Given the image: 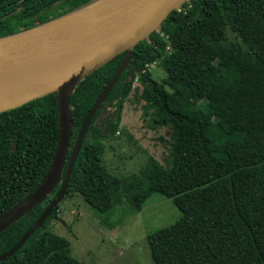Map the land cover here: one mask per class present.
<instances>
[{
  "label": "trees",
  "instance_id": "16d2710c",
  "mask_svg": "<svg viewBox=\"0 0 264 264\" xmlns=\"http://www.w3.org/2000/svg\"><path fill=\"white\" fill-rule=\"evenodd\" d=\"M97 0H0V38ZM117 56L70 96L64 181L82 125L125 59ZM164 71L157 80L149 66ZM139 84V87L135 86ZM134 93L153 129L167 127L165 164L150 158L121 179L103 162ZM58 94L0 113V216L38 186L55 154ZM61 183L0 234V257L44 215ZM104 219L142 211L152 194L172 199L179 220L149 235L155 264H264V0H188L138 43L92 115L63 200L74 194ZM58 208L0 264H84L49 230ZM109 227H115L111 224Z\"/></svg>",
  "mask_w": 264,
  "mask_h": 264
},
{
  "label": "water",
  "instance_id": "95a60500",
  "mask_svg": "<svg viewBox=\"0 0 264 264\" xmlns=\"http://www.w3.org/2000/svg\"><path fill=\"white\" fill-rule=\"evenodd\" d=\"M105 1L107 0H97L42 25L0 38V63H9L13 66L11 69L0 71V80H12L19 88L17 91L0 89V113L16 109L48 94L57 93L59 116L58 142L51 165L36 189L0 216V234L41 204L59 183L62 185L60 193L49 209L11 251L0 257V261L20 249L63 200L90 119L118 82L129 62L134 47L147 39L152 32L158 30L168 16L174 10L181 9L183 3L188 0H143L126 11L124 7H118L114 11L99 13L94 18L99 24L97 27H92L85 34L69 40H48L45 37L32 36L24 38L29 33L95 8ZM20 39L21 41H18ZM16 41L18 42L16 43ZM7 45L10 47H7ZM125 52V59L82 125L65 179L61 181L71 134L70 96L76 91L79 83L88 75ZM33 53L54 55L64 60L62 62L46 63L39 58H31L30 55ZM32 66L51 69L53 73L42 80H35L31 71Z\"/></svg>",
  "mask_w": 264,
  "mask_h": 264
},
{
  "label": "rangeland",
  "instance_id": "374dc122",
  "mask_svg": "<svg viewBox=\"0 0 264 264\" xmlns=\"http://www.w3.org/2000/svg\"><path fill=\"white\" fill-rule=\"evenodd\" d=\"M153 75L161 80L164 71L151 66ZM139 87L138 83H135ZM167 127L153 129L144 118L143 102L134 93L126 103L120 134L106 142L103 162L108 170L121 179L139 175L150 158L165 164L169 144ZM56 216L48 228L68 239L72 255L84 264H155L148 237L155 231L176 223L181 212L172 199L154 193L142 211L128 207L117 211L106 221L80 194H74L58 204ZM111 224L115 227H109Z\"/></svg>",
  "mask_w": 264,
  "mask_h": 264
},
{
  "label": "bare ground",
  "instance_id": "6f19581e",
  "mask_svg": "<svg viewBox=\"0 0 264 264\" xmlns=\"http://www.w3.org/2000/svg\"><path fill=\"white\" fill-rule=\"evenodd\" d=\"M143 0H107L103 2L102 4L98 5L95 8L88 9L86 11H83L82 13H79L75 16H72L70 18H66L63 20H60L54 24H51L47 27H44L42 29L36 30L32 33H29L24 36V38L28 37H45L48 40H69L74 37H77L79 35H83L87 32L90 28H95L99 24L95 21L96 15L99 13H104L107 11H114L115 9H118V7H124L125 11L132 8L133 6L137 5ZM18 41H21L18 40ZM16 41V43L18 42ZM7 47H10L7 45ZM31 58H39L41 60H44L46 63H56V62H62V60L58 56L54 55H44L39 53H33L30 55ZM33 69L32 75L35 78V80H42L46 77H49L52 75L53 71L51 69H41V66H32ZM13 66L9 63H0V71H4L6 69H11ZM0 89L5 91H17L19 88L12 82V80L4 81L0 80Z\"/></svg>",
  "mask_w": 264,
  "mask_h": 264
},
{
  "label": "built area",
  "instance_id": "2783aa9c",
  "mask_svg": "<svg viewBox=\"0 0 264 264\" xmlns=\"http://www.w3.org/2000/svg\"><path fill=\"white\" fill-rule=\"evenodd\" d=\"M151 66H153V65H151ZM151 66H149V69H151Z\"/></svg>",
  "mask_w": 264,
  "mask_h": 264
}]
</instances>
